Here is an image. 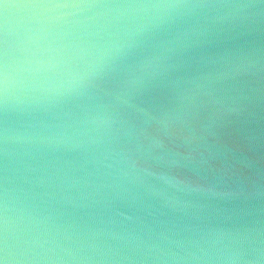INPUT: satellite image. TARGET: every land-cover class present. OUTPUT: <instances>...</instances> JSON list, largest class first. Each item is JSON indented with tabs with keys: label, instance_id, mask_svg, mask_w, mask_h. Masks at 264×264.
Here are the masks:
<instances>
[{
	"label": "water",
	"instance_id": "95a60500",
	"mask_svg": "<svg viewBox=\"0 0 264 264\" xmlns=\"http://www.w3.org/2000/svg\"><path fill=\"white\" fill-rule=\"evenodd\" d=\"M159 2L0 0V70L33 61L29 111L6 114L0 96V264H264V71L226 72L264 63V0H199L245 6L212 23L124 7ZM28 123L68 135L26 146Z\"/></svg>",
	"mask_w": 264,
	"mask_h": 264
},
{
	"label": "clouds",
	"instance_id": "9594fccd",
	"mask_svg": "<svg viewBox=\"0 0 264 264\" xmlns=\"http://www.w3.org/2000/svg\"><path fill=\"white\" fill-rule=\"evenodd\" d=\"M134 13L143 16L149 24H163L176 17H202L206 23L222 20H237L242 18L241 10L245 7L239 4H217L204 3L199 0H162L159 3L127 5L124 6ZM202 33L194 31L193 35ZM111 54L102 56L94 64L91 71L75 77V86L79 89H87L92 78L100 75L106 66ZM170 56L161 55L150 59L142 66V73L145 77H154L163 72L166 62ZM32 60L9 64L7 59L0 70V96L3 99V108L7 114L9 111L16 113L28 112L31 105L23 99L21 85L24 82V75L31 71L26 64H32ZM253 71H264V63L253 62L251 60H238L229 64L226 68L227 74L232 77H243L250 75ZM143 83V79L138 77L130 82V87H138ZM237 99H246L239 96ZM108 125L107 131H111V125L117 123L113 117L104 118ZM5 140L8 139V128L4 130ZM68 133L62 130L53 129L50 126L28 123L14 133V139L26 146H60L61 138ZM174 186L184 185L191 190L200 191L202 189L188 184L185 181L170 179L168 181Z\"/></svg>",
	"mask_w": 264,
	"mask_h": 264
}]
</instances>
